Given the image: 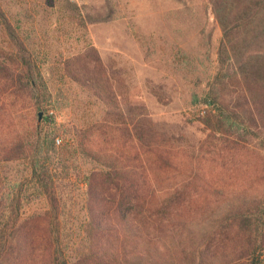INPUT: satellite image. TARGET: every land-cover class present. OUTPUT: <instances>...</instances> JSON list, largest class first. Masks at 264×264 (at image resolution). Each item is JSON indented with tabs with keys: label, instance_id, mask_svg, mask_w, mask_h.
<instances>
[{
	"label": "rangeland",
	"instance_id": "obj_1",
	"mask_svg": "<svg viewBox=\"0 0 264 264\" xmlns=\"http://www.w3.org/2000/svg\"><path fill=\"white\" fill-rule=\"evenodd\" d=\"M71 1L1 0L20 30L28 33L30 48L45 62L49 86L58 92L59 102L50 114L67 130L59 136L61 144L75 148L78 130L104 114L103 104L62 76L56 63L61 53L84 44L74 20L82 16L88 22L87 38L98 48L111 75L126 84V88L119 84L126 90L125 99L144 101L158 137L170 138L160 145L173 149L177 186L191 179V167H198L206 175L201 186H224L245 197H264V124L259 117L256 122L249 119L242 111L246 105L239 103L248 91L264 92V0ZM256 69L259 74L253 73ZM18 99H3L16 128L24 131L36 122L45 127L46 113L41 111L39 120L33 102L24 96ZM214 102L226 113L239 114L240 131L248 132L244 138L212 131L203 122L204 110ZM73 162L69 176L58 158L51 163L53 171L57 170L54 186L61 204L62 234L71 254L82 244L84 176L95 166L83 156ZM38 189L28 159L0 161V198L19 192L23 218L31 220L49 209ZM206 236L187 242L183 264H204L197 247L210 238L208 254L219 264H232L241 254L242 245L236 247L234 237L240 238L233 233L225 239L214 237L211 231ZM242 262L248 264L250 258Z\"/></svg>",
	"mask_w": 264,
	"mask_h": 264
},
{
	"label": "trees",
	"instance_id": "obj_2",
	"mask_svg": "<svg viewBox=\"0 0 264 264\" xmlns=\"http://www.w3.org/2000/svg\"><path fill=\"white\" fill-rule=\"evenodd\" d=\"M74 20L84 44L61 53L56 63L62 76L103 104L104 114L80 128L77 146L68 149L66 143H57L67 130L50 114L60 98L45 77V62L0 0V161L28 159L38 193L50 204L45 214L28 220L23 218L19 192L0 198V264H183L187 242L201 236L204 240L208 231L219 239L232 233L240 238L234 237L236 247H242L232 264L245 258H250L248 264H264V197H245L224 186H201L206 175L198 167H191V179L177 186L173 149L160 145L170 138L158 137L144 101L125 99L126 90L119 84L125 88L126 84L111 75L87 38L88 22L82 16ZM46 54L50 63L52 56ZM21 96L32 101L39 114L46 113L45 127L36 122L24 131L16 128L3 99L18 101ZM239 103L246 105L242 111L249 119L256 122L259 117L264 124V92L248 91ZM213 104L204 110L203 122L212 131L244 138L248 132L240 131L239 114ZM77 156L95 166L84 176L86 220L82 244L71 254L62 234L61 204L54 186L57 170L51 163L58 158L69 176L70 162ZM212 241L197 247L204 264L220 263L208 254Z\"/></svg>",
	"mask_w": 264,
	"mask_h": 264
},
{
	"label": "built area",
	"instance_id": "obj_3",
	"mask_svg": "<svg viewBox=\"0 0 264 264\" xmlns=\"http://www.w3.org/2000/svg\"><path fill=\"white\" fill-rule=\"evenodd\" d=\"M57 143L60 144L61 143V139L57 138Z\"/></svg>",
	"mask_w": 264,
	"mask_h": 264
},
{
	"label": "water",
	"instance_id": "obj_4",
	"mask_svg": "<svg viewBox=\"0 0 264 264\" xmlns=\"http://www.w3.org/2000/svg\"><path fill=\"white\" fill-rule=\"evenodd\" d=\"M41 116H42V112H40V114H39V120L41 119Z\"/></svg>",
	"mask_w": 264,
	"mask_h": 264
}]
</instances>
